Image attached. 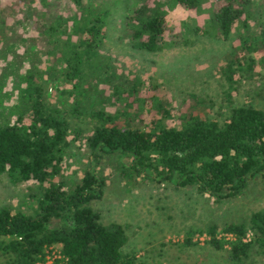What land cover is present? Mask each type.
Returning a JSON list of instances; mask_svg holds the SVG:
<instances>
[{
  "label": "trees",
  "instance_id": "trees-1",
  "mask_svg": "<svg viewBox=\"0 0 264 264\" xmlns=\"http://www.w3.org/2000/svg\"><path fill=\"white\" fill-rule=\"evenodd\" d=\"M58 1L25 0V18L34 23L35 35L21 37L13 31L9 41L3 37L8 47L38 46L43 40L45 46L37 48L52 59L48 76L62 79L60 89L72 97V104L49 107L44 82L28 72L18 93L15 119L0 122V174L17 182L32 181L38 188L34 213L0 206V253L6 256L5 264H37L57 244L64 264H149L134 251H123L127 242L123 226L103 224L100 211L90 204L102 197L105 187L100 158L113 156V170L126 181L166 184L174 191L190 188L208 204L221 203L237 197L255 176L264 179V105L232 104L223 118L215 119L200 115L194 99L191 105L183 102L171 110L148 89L129 91L116 85L111 96L123 109L94 110L88 130L71 126L69 118L83 113L79 93L93 85L89 82L98 72L94 54L110 30L111 22L106 27L110 9L106 17L85 14L81 0H68L83 17L72 24L54 14ZM205 1L165 0V9H151L142 0L119 15V37L133 49L155 53L192 44L199 36L226 40L249 19L252 0H210L204 5ZM39 4L54 9L52 20H39L44 15L38 14ZM176 10L191 17L177 19ZM237 34L231 66L224 73L229 90L250 71L251 47H258L255 53L264 59V24L251 37ZM140 99L146 109L137 111L141 107L135 101ZM172 117L176 125L170 124ZM80 148L86 151L84 167L70 180L65 170L69 154ZM248 231L247 241L243 238ZM195 232L206 234L203 244L192 240ZM218 232L233 238L228 247L217 238ZM171 246L174 252L166 258L173 264H247L252 255L264 264V205L247 219L219 229L211 222L189 227L181 242Z\"/></svg>",
  "mask_w": 264,
  "mask_h": 264
},
{
  "label": "rangeland",
  "instance_id": "rangeland-1",
  "mask_svg": "<svg viewBox=\"0 0 264 264\" xmlns=\"http://www.w3.org/2000/svg\"><path fill=\"white\" fill-rule=\"evenodd\" d=\"M81 1L85 14L106 17L105 11L110 9L106 27L110 22L111 26L110 30L107 29L102 46L94 54L98 72L89 82L93 85L88 89L86 85L79 93L83 113L77 118H69L71 126L88 130L90 113L94 110L113 113L123 109L116 104L117 99L111 96L112 88L116 85L127 87L129 91L136 88L147 92L148 89L171 110L178 109L183 102L191 105L194 99L200 115L215 119L223 118L228 112L227 107L232 104L264 105V59L255 53L258 47H251L249 56L254 63L247 71V76L242 74L245 76L238 79L233 90H229L224 81V73L231 66V55L235 48L232 46L236 42L237 32L251 37L264 24V0L250 2V16L246 24L226 40L199 36L192 44L155 53L133 49L119 37V15L131 11L133 5L142 0ZM210 2L206 0L203 3L207 5ZM144 3L151 9L166 8L165 0H144ZM168 7L166 12L171 15L173 10H168ZM38 8V14L44 12L39 17L40 21L52 20L54 9L51 6L39 4ZM27 11L25 0H0V122L15 119L18 93L28 72L34 73L38 80L44 82L45 101L49 107L67 108L72 104V97H65L66 94L60 89L58 82L61 83L62 79L48 76L52 59L38 52L37 48L45 46L43 40L37 42L38 46L34 44L29 47H22L21 44L8 47L5 44L7 39H11L13 31L21 37L35 35L34 23L30 24L25 18ZM54 14L72 24L80 23L83 18L80 16L82 13L79 15L68 0L58 1V11ZM174 15L178 16L177 19L191 17L180 10H176ZM199 17L196 20L200 22ZM24 44L29 45L28 42ZM227 95L231 101L227 100ZM140 100L135 101L141 107L137 111L146 109L144 101ZM170 124L176 125L174 117ZM70 153L65 170L68 178L73 180L82 172L86 151L80 148ZM115 163L113 156L100 158V165L104 164L106 173L105 187L102 197L90 204L100 211L103 224L112 222L123 226L127 236L123 251H134L138 258L145 259L149 264H173V260L166 258L174 252L175 247L171 245L181 242L189 227H204L211 222L219 229L227 223L247 219L252 211L264 205V179L261 177L252 178L237 197L208 204L202 195L190 188L174 191L166 184L126 181L113 170ZM37 196L36 183L17 182L6 173L0 174V206H7L12 212L31 214L37 210ZM51 224L55 225L56 221ZM218 233L217 238H222V244L228 247L229 240L233 238L223 232ZM250 237L248 231L243 239L248 241ZM191 238L203 244L207 236L204 232H195ZM59 250L60 246L53 244L37 264H64ZM5 261L6 256L0 253V264H5ZM247 264H261L259 256H249Z\"/></svg>",
  "mask_w": 264,
  "mask_h": 264
},
{
  "label": "built area",
  "instance_id": "built-area-1",
  "mask_svg": "<svg viewBox=\"0 0 264 264\" xmlns=\"http://www.w3.org/2000/svg\"><path fill=\"white\" fill-rule=\"evenodd\" d=\"M49 252V251H48ZM47 253V252H46Z\"/></svg>",
  "mask_w": 264,
  "mask_h": 264
}]
</instances>
